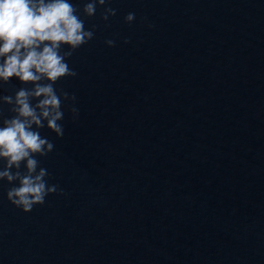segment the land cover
<instances>
[{"label": "water", "instance_id": "water-1", "mask_svg": "<svg viewBox=\"0 0 264 264\" xmlns=\"http://www.w3.org/2000/svg\"><path fill=\"white\" fill-rule=\"evenodd\" d=\"M70 2L99 25L55 85L79 121L36 157L65 194L25 214L0 181V264H264V0Z\"/></svg>", "mask_w": 264, "mask_h": 264}, {"label": "clouds", "instance_id": "clouds-1", "mask_svg": "<svg viewBox=\"0 0 264 264\" xmlns=\"http://www.w3.org/2000/svg\"><path fill=\"white\" fill-rule=\"evenodd\" d=\"M112 2L87 0L83 15L94 18L99 6L103 9L100 15L104 26L110 27L108 21L117 14L110 7ZM80 13L81 9L70 0H0V86L9 84L12 78L24 85L14 97H0L14 114L5 118L0 107V181L14 185L7 190V199L25 214L44 205L49 195L65 194L59 185L48 184L49 172L36 157H47L55 150V144L41 135L45 122L58 139H63L60 122L66 103L71 105L73 122L79 121L76 94L63 89L58 94L55 85L78 76L67 60L92 41L99 28L94 24L86 29ZM135 19V13L125 16L129 25ZM124 43L130 40L126 38ZM105 44L115 47L116 41L106 40ZM65 47L68 50L62 51ZM22 165L25 170H21Z\"/></svg>", "mask_w": 264, "mask_h": 264}]
</instances>
